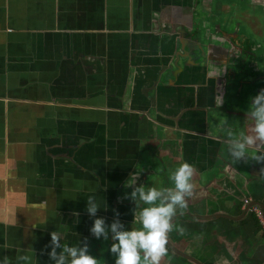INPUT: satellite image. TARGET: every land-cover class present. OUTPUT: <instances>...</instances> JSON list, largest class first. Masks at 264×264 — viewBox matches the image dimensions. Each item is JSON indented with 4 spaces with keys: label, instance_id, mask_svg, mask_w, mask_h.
<instances>
[{
    "label": "crops",
    "instance_id": "obj_1",
    "mask_svg": "<svg viewBox=\"0 0 264 264\" xmlns=\"http://www.w3.org/2000/svg\"><path fill=\"white\" fill-rule=\"evenodd\" d=\"M192 4L0 0V257L9 264H18L22 253L31 257L27 264H49L51 232L60 233L63 223L90 225L88 196L104 201L99 184H116L119 164L137 154L141 139L154 137L157 123L171 132L159 152L191 161L193 188L201 186L191 193L194 212L240 217L246 196L264 205V160L251 159L255 146L249 159L215 171V163L206 160L213 142L206 136L213 135L190 121L179 123L194 92L202 107L210 104L211 94L191 81H176L170 68L158 75L161 51L174 52L178 39L159 21L171 25ZM183 45L185 51L190 47ZM232 115L241 117L242 126L251 120L248 108ZM198 147L202 156L195 154ZM201 225L220 232L224 255L217 264H256L264 256V230L261 234L252 213Z\"/></svg>",
    "mask_w": 264,
    "mask_h": 264
},
{
    "label": "flooded vegetation",
    "instance_id": "obj_2",
    "mask_svg": "<svg viewBox=\"0 0 264 264\" xmlns=\"http://www.w3.org/2000/svg\"><path fill=\"white\" fill-rule=\"evenodd\" d=\"M228 6L232 8L229 11ZM184 9H187L184 11L187 13L176 14L172 18L171 25L159 21V26L169 27L178 39H175L177 44L175 42L174 52L172 50L170 54H167L161 51L158 75L160 76L165 69L170 68V74L176 81H191L195 87L203 86L211 94L210 104L202 107L200 96L194 92L192 103L185 107L188 115L185 114L186 117L183 115L179 123L184 126L190 121L194 127L202 128L204 133L213 135V137L206 136L213 140L209 143L210 153L206 156V160L215 163V171L225 172L226 167L234 166L227 152V144L231 139L237 138L241 132L252 134V121L247 120L248 124L241 125V129L235 126V135L232 134L233 136L229 137L223 130L231 129V123H220L219 119L224 117V111H226L225 116L230 121V115L237 112V109L248 108L250 97L264 87V0H193V4L188 8L184 6L181 12ZM170 16L172 15L167 17L170 18ZM185 42H188L190 47L183 52ZM194 49L197 51L193 53ZM164 61L166 63H163ZM217 94L223 97L219 105H217L218 98L215 96ZM155 98V94L150 95L151 104L147 110L150 116L155 109ZM169 131L157 123L154 137L141 139L137 154L130 160H125V163L119 164L122 169L119 168L120 173L116 184L113 187L99 184L98 189L106 193L104 201L98 200V202L102 207L106 205L107 207L98 208L96 215L103 216L106 223L114 218L116 212L119 213V219L125 223L126 227L129 222H134V203L125 196L130 189L123 186V181L131 173L139 171L137 184L173 186L170 174L182 161L175 160L168 153L159 152L160 141L167 134L171 135ZM221 136H224V139L219 143L218 137ZM199 137H201L200 134ZM224 148H226L227 157L224 156ZM195 154L203 155L199 147ZM152 159L153 162L155 159L159 160V167L158 163L155 165L150 163ZM200 184L204 188L205 184ZM199 186H195L192 191L199 192L201 190ZM197 187H199L198 190ZM191 197L192 194L186 197L187 207L178 209L176 216L172 219L173 229L168 233L167 252L161 257L160 264H217L220 257L224 255L218 243L222 238L220 232L215 233L214 226L204 228L206 226H202L201 222L223 218L218 215L225 213L194 212L190 207ZM194 199L193 196V201ZM245 199L246 202H243ZM241 205L243 211L247 208L245 212L247 215L252 213L256 227L258 229L261 227V234H263L264 229L259 218L252 211V207H256L264 217L263 203L246 196L242 199ZM80 213L82 217H87L84 209H81ZM89 226H67L63 223L60 228L61 242L78 244L87 237L89 251L97 256L98 264H113L114 258L107 251L111 241L93 237L88 231ZM222 243L225 242L222 241ZM247 252L251 253L249 250ZM257 260L259 261L256 264H264V256ZM226 264H233V261ZM243 264L249 263L243 260Z\"/></svg>",
    "mask_w": 264,
    "mask_h": 264
},
{
    "label": "clouds",
    "instance_id": "obj_3",
    "mask_svg": "<svg viewBox=\"0 0 264 264\" xmlns=\"http://www.w3.org/2000/svg\"><path fill=\"white\" fill-rule=\"evenodd\" d=\"M224 71V70H223ZM219 105L223 97L215 95ZM248 113L252 121V134L241 132L237 138L230 140L227 152L233 161L249 159L264 160V87L251 96L248 103ZM231 137L232 133L229 132ZM193 166L182 161L170 174L172 187L137 184L139 171L131 173L123 181V186L129 188L125 196L134 203V222L128 226L119 219V213L106 223L103 216L96 215L102 207L94 195H89L85 210L92 218L88 231L100 240H110L107 251L113 256V264H160L161 257L167 252L168 233L172 231V219L178 209L187 207L186 197L193 190ZM59 232L50 233L48 247L49 264H98L97 256L89 251V244L79 241L78 244L62 243ZM20 262H29L31 257L26 254L18 256ZM0 264H9L6 257H0Z\"/></svg>",
    "mask_w": 264,
    "mask_h": 264
},
{
    "label": "rangeland",
    "instance_id": "obj_4",
    "mask_svg": "<svg viewBox=\"0 0 264 264\" xmlns=\"http://www.w3.org/2000/svg\"><path fill=\"white\" fill-rule=\"evenodd\" d=\"M226 115V111H224V117L223 118H221V119H219V122L220 123H232V122H234V124H235V126L237 127L240 123V120H241V117H239V116H235V115H230V121L227 119V117L225 116ZM223 130V129H222ZM231 129H225V130H223V132L225 133V134H227L228 135V133L229 132H231L233 135H235V133H234V131L232 132V131H230ZM232 135V136H233ZM223 152V151H222ZM224 156H228V154L226 153V148H224ZM150 163H152V165H155L156 163H158V167H159V160H156L155 159V161L153 162V159L152 160H150ZM169 181V180H168ZM262 242L264 243V238H262Z\"/></svg>",
    "mask_w": 264,
    "mask_h": 264
},
{
    "label": "built area",
    "instance_id": "obj_5",
    "mask_svg": "<svg viewBox=\"0 0 264 264\" xmlns=\"http://www.w3.org/2000/svg\"><path fill=\"white\" fill-rule=\"evenodd\" d=\"M246 202V199L243 201ZM252 211L255 212V214L257 215V217L259 218V221L261 223L262 228L264 229V217L261 215L260 211L258 208L256 207H252Z\"/></svg>",
    "mask_w": 264,
    "mask_h": 264
},
{
    "label": "water",
    "instance_id": "obj_6",
    "mask_svg": "<svg viewBox=\"0 0 264 264\" xmlns=\"http://www.w3.org/2000/svg\"><path fill=\"white\" fill-rule=\"evenodd\" d=\"M187 50H189V48L187 49ZM190 50H191V48H190ZM197 50L196 49H194L193 50V53L194 52H196ZM183 52H184V48H183ZM184 54V53H183ZM201 56V55H200ZM185 57H187V56H185ZM178 58V57H177ZM239 127H241V125H238ZM247 207H249V206H247ZM246 210H247V208L243 211V213L241 214V216H243L244 214H245V212H246ZM218 216H222V217H227V218H231V219H238V218H240L239 216H236V217H234V216H229L228 214H221V215H218Z\"/></svg>",
    "mask_w": 264,
    "mask_h": 264
}]
</instances>
